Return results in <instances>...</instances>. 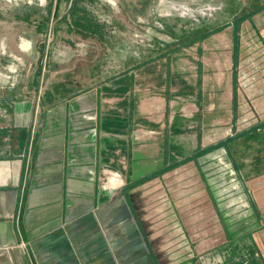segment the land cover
<instances>
[{"label":"crops","instance_id":"obj_1","mask_svg":"<svg viewBox=\"0 0 264 264\" xmlns=\"http://www.w3.org/2000/svg\"><path fill=\"white\" fill-rule=\"evenodd\" d=\"M227 1L221 0L224 6ZM230 4L235 7L230 17L253 23L246 38L264 50V31L254 25L264 24V5L259 4L262 9L255 15L235 16L240 4ZM25 19L20 20L24 27L14 32L3 25L10 21L0 18V71L16 69V75H9L11 87L0 76V264H198L196 256L185 252H155L154 228L143 218L159 195L147 188L160 183L178 161L170 160L169 146L168 158L160 164L158 145L155 150L152 145L150 155L148 150L147 161L142 140L133 133L145 128L136 110L140 69L124 68L119 74L120 69L110 73L104 64H68L60 55L62 47L52 49L45 61L46 23L41 20L37 26ZM208 40L202 43L208 46ZM237 40L232 33V97ZM151 67L158 78V68ZM201 67L196 65V76ZM209 102L198 88L195 103ZM155 125L150 130H158ZM154 131L147 133L158 134ZM260 193L264 199V188L247 192L249 207L235 210L236 221L242 214L248 223H235V232L220 225L214 247L218 251L235 243V264H264ZM202 208L219 213L218 208ZM171 229L175 232L176 225Z\"/></svg>","mask_w":264,"mask_h":264},{"label":"rangeland","instance_id":"obj_2","mask_svg":"<svg viewBox=\"0 0 264 264\" xmlns=\"http://www.w3.org/2000/svg\"><path fill=\"white\" fill-rule=\"evenodd\" d=\"M165 1L190 7L221 4L222 9L209 19L193 22L170 12L169 5L158 0H0V18L9 20L3 25L14 32L22 29L20 25L24 27L23 18L26 23L37 21V26L43 20L48 31L45 61L52 49L62 47L60 55L68 64H104L111 68L110 73L120 69L119 74L126 72L124 68L138 67L135 88L141 89L136 110L145 128L133 133L142 140L146 160L152 145L154 150L156 145L160 147V164L167 160L169 146L170 160L179 162L233 134L263 126L228 145L230 155L223 148L210 150L164 172L160 183L147 188L159 192L143 216L154 228L155 252L162 256L185 252L196 256L198 264H235V243L218 251L214 246L220 225L235 232V223H248L247 215L242 214L236 221L235 210L249 207L247 192L264 188V50L258 41L246 38L253 23L230 17L235 11L230 0L225 6L221 0ZM238 2L235 16L252 14L264 5V0ZM255 23L263 34L264 24ZM232 33L239 36L233 97L228 82ZM204 39H209L208 46L202 43ZM197 64L202 66L198 76ZM151 65L158 68V78ZM154 84L159 88H147ZM198 88L207 94L209 103H195ZM214 99L218 103H212ZM149 123L159 125L158 134L147 133L154 131ZM157 136L158 140L153 139ZM259 195L263 206V193ZM202 207L218 208L219 213L210 214Z\"/></svg>","mask_w":264,"mask_h":264},{"label":"built area","instance_id":"obj_3","mask_svg":"<svg viewBox=\"0 0 264 264\" xmlns=\"http://www.w3.org/2000/svg\"><path fill=\"white\" fill-rule=\"evenodd\" d=\"M164 1V2H163ZM158 0L160 4H168L170 12H176L180 18H186L193 22H198L200 19H209L211 18L216 12L221 10V5L219 4H201L196 5L193 7L184 5V4H175L169 3L165 0ZM177 7V8H176ZM168 16L170 14H167ZM26 48L21 49L24 51ZM1 51V49H0ZM3 52V51H2ZM8 73V74H7ZM15 73V70L7 69L6 72L0 71L1 78L8 83V86H13L14 82L10 80V74Z\"/></svg>","mask_w":264,"mask_h":264},{"label":"trees","instance_id":"obj_4","mask_svg":"<svg viewBox=\"0 0 264 264\" xmlns=\"http://www.w3.org/2000/svg\"><path fill=\"white\" fill-rule=\"evenodd\" d=\"M258 11V10H257ZM256 13V10L254 11V13L252 14H255ZM260 127H263V126H256V127H252L250 128L249 130H247L246 132H240L238 134H233L230 138H225L219 142H217L215 145L213 146H209L205 149H203L202 151L199 150L200 152H197L195 154H191L188 158L184 159L183 161H190V160H194L196 157H200L202 155H205L206 153H208L210 150H215L217 148H223L225 150V152L227 154L230 155V151H229V148H228V145L232 144L235 142V140L239 139V138H242V137H246L250 134H253L255 133ZM193 158V159H192ZM181 161V162H178L176 163L175 166H171L170 168H174L176 166H179L181 164H183L184 162ZM236 168V167H235ZM211 198H213L212 194H211Z\"/></svg>","mask_w":264,"mask_h":264}]
</instances>
